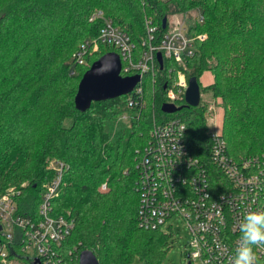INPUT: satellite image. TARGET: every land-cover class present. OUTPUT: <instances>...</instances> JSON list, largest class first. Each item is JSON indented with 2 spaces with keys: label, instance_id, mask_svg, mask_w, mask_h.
<instances>
[{
  "label": "trees",
  "instance_id": "obj_1",
  "mask_svg": "<svg viewBox=\"0 0 264 264\" xmlns=\"http://www.w3.org/2000/svg\"><path fill=\"white\" fill-rule=\"evenodd\" d=\"M194 8L204 23L189 26V34L207 36L184 58L185 75L222 101L229 156L264 159V0H0V193L20 189L19 214L37 216L54 176L46 160L69 165L52 201L54 216L75 220L60 248L69 264H78L84 250L99 264L161 263L169 237L138 225L137 152L149 142L153 118H182L186 145L203 161L212 147L207 107L161 111L168 102L165 86L178 78L175 63L165 60L163 71L143 77V98L133 91L81 111L75 102L79 78L118 50L102 46L88 57V66H75L73 55L98 38L108 20L127 32L139 59L147 48L146 19L158 28L159 44L167 32L163 21ZM97 13L103 16L91 22ZM205 72L214 77L207 88L200 83ZM123 115L128 123L120 120ZM104 184L107 192L101 191ZM11 251L12 259L35 263L19 247Z\"/></svg>",
  "mask_w": 264,
  "mask_h": 264
},
{
  "label": "built area",
  "instance_id": "obj_2",
  "mask_svg": "<svg viewBox=\"0 0 264 264\" xmlns=\"http://www.w3.org/2000/svg\"><path fill=\"white\" fill-rule=\"evenodd\" d=\"M197 13V24H203L204 17L199 10ZM102 16L97 13L90 21ZM174 17L167 23V32L159 44H155L158 28L152 20L146 19L144 45L147 48L139 59H135V46L127 32L107 20L99 37L86 40L73 55V62L75 66H88V57L99 53L102 46L117 49L115 53L122 61L121 75L141 76L134 93L143 98V77L154 75L157 69L163 71L165 60L171 61L180 69L178 78L166 88L167 103L179 106L185 102L189 86L184 58L192 57L196 42L204 41L207 35L191 37L186 21ZM159 53L164 62L162 68L157 57ZM174 70L175 67H170L171 73ZM202 97L201 93L199 106L213 113L215 102L210 103ZM133 105L131 99L130 107ZM186 130L180 117L154 120L148 144L137 152L138 225L146 231L162 232L164 229V235L171 238L174 223L181 220L189 234L185 247L187 264H230L240 235L237 226L244 213L264 210V159L232 158L222 134L210 131V159L203 161L189 151ZM46 170L54 176L44 188L37 216L19 214L17 197L20 191L14 188L0 193V261L3 264L11 261L14 246L20 248L21 256L39 260L41 264H69L60 248L73 233L75 220L52 214V201L69 165L52 159L46 163ZM102 189H106V184ZM256 252L258 264H264V248Z\"/></svg>",
  "mask_w": 264,
  "mask_h": 264
},
{
  "label": "water",
  "instance_id": "obj_3",
  "mask_svg": "<svg viewBox=\"0 0 264 264\" xmlns=\"http://www.w3.org/2000/svg\"><path fill=\"white\" fill-rule=\"evenodd\" d=\"M167 18L163 21V29L167 27ZM160 66H163L162 54L157 55ZM122 61L115 52L104 54L95 61L89 70L83 75L75 97L78 110L86 111L91 103L110 100L126 96L134 91L141 80L140 75L123 77L121 75ZM189 86L185 96V104L176 106L165 103L161 111L165 114H176L185 108H196L200 104L201 87L197 78L189 79ZM167 86H165V89ZM1 231V228H0ZM34 264H41L36 260ZM78 264H99L95 254L90 250H84L79 254ZM190 264V263H189Z\"/></svg>",
  "mask_w": 264,
  "mask_h": 264
},
{
  "label": "rangeland",
  "instance_id": "obj_4",
  "mask_svg": "<svg viewBox=\"0 0 264 264\" xmlns=\"http://www.w3.org/2000/svg\"><path fill=\"white\" fill-rule=\"evenodd\" d=\"M175 16H177V18L180 20L186 21V23L189 26H191V25L193 26V25L197 24L198 13H197V9H195V8L193 10H190V11H187L185 13L178 14ZM168 19H169L168 22H170V21H173L175 19V17L170 16ZM88 65H89V62H88ZM89 67H91V65ZM77 75H78V73H77ZM81 79L79 78L80 81H81ZM80 81H78V82L80 83ZM213 81H214V77L210 72H205L200 79V83H201V86L203 88L209 87L213 83ZM74 86H75V84H74ZM72 87H73V85H72ZM202 96H203L202 99H207V100H209L210 103L215 102V105H214L215 111L211 114L210 113L206 114V115H208L207 121H208L210 131L214 132V133L222 134V132H223V119H224V108H223L222 101L220 99H217V100L213 99L210 92L209 93H202ZM152 114H153V117L157 115L156 108H153ZM129 119H130V117L128 115L120 116V120L124 123H128ZM153 121H154V118H153ZM50 160H52V159H50ZM48 161L49 160H46V163ZM46 163H45V165H46ZM27 182L28 181H26V183H24L22 185V187L28 185ZM15 190L20 191V189H15ZM101 191L107 192L108 189L106 187L105 190L102 189ZM173 228H174V230H173L174 235H173V237L169 238V241L166 245V248L164 249L165 254H164L163 259H162L160 264H187L185 247H186L187 242L189 240L188 231L185 228V226L181 220L176 221L173 225ZM163 232H165L164 229L160 233L164 234ZM8 264H24V262L20 261L18 258L17 260L11 259V261H9Z\"/></svg>",
  "mask_w": 264,
  "mask_h": 264
},
{
  "label": "clouds",
  "instance_id": "obj_5",
  "mask_svg": "<svg viewBox=\"0 0 264 264\" xmlns=\"http://www.w3.org/2000/svg\"><path fill=\"white\" fill-rule=\"evenodd\" d=\"M237 227L240 235L230 264H258L256 250L264 248V210L245 212Z\"/></svg>",
  "mask_w": 264,
  "mask_h": 264
}]
</instances>
